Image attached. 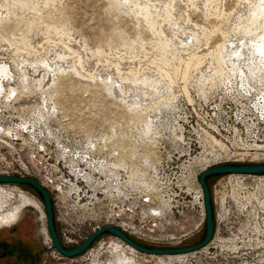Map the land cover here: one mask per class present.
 I'll list each match as a JSON object with an SVG mask.
<instances>
[{
    "label": "rangeland",
    "instance_id": "obj_1",
    "mask_svg": "<svg viewBox=\"0 0 264 264\" xmlns=\"http://www.w3.org/2000/svg\"><path fill=\"white\" fill-rule=\"evenodd\" d=\"M255 1L0 0V66L12 72L9 86L16 89L14 95L19 99L14 115L20 117L28 109L48 111L47 106H55L54 110L67 115L69 126L85 133L128 130L125 137L129 144L150 150L145 152L150 159L154 156L158 160L159 145L164 147V156L171 155L177 149L166 141L167 136L155 131L156 141H146L138 138L137 130L152 129L156 114L171 104L184 100L193 105L195 97L222 96L219 89L225 79L232 86L225 90L227 93L264 79V57L256 49L263 41L264 26L256 22L239 29L244 21L238 16L251 12ZM243 48L251 52L249 68L244 65L249 61L241 56ZM218 51L225 58L223 73L213 72L214 59L221 56ZM236 51L240 55H235ZM227 60L243 68L237 71ZM39 65L45 69L51 65L41 76L46 80L52 77L55 82L49 91H43L36 81H42L35 77L38 72L34 67L40 69ZM26 79L33 86L31 83L27 88ZM231 98L240 105L247 101L235 94ZM206 125L198 135L213 162L221 153L216 146L221 149L223 141L210 129L222 136L224 132L216 123ZM208 140L213 145L209 146ZM194 161L193 166L203 163L202 158ZM244 163L261 164L264 160L247 159ZM208 184L210 190L226 193L221 177L210 179ZM39 201L25 187L0 186V216L16 218L14 225L19 223L16 229L13 223L7 228L0 225V240L13 250L5 264H63L55 251L48 250L51 241ZM0 223H4L2 218ZM199 235L188 244L192 245ZM117 247L106 249L113 263L139 264L135 253L129 250L130 255L124 256L122 252L128 250L115 251ZM174 257H159L152 264H167Z\"/></svg>",
    "mask_w": 264,
    "mask_h": 264
},
{
    "label": "built area",
    "instance_id": "obj_2",
    "mask_svg": "<svg viewBox=\"0 0 264 264\" xmlns=\"http://www.w3.org/2000/svg\"><path fill=\"white\" fill-rule=\"evenodd\" d=\"M261 81L264 79L254 81L247 90H242L241 85L237 87L234 94L247 99L244 105L237 104L225 91L232 88L225 79L219 89L223 90L222 96L195 97L193 105L181 100L163 108L156 114L152 129L167 136L166 141L177 150L164 156V147L159 145L157 161L154 156L145 158V152L150 150L129 144L125 137L128 130L85 133L69 126L67 115L54 110L55 106H47L49 110L43 112L28 109L16 117L19 99L13 94L0 103V175L30 177L42 186L51 199L57 236L65 249L79 246L108 226L119 229L140 245L187 246L205 224L198 177L207 165L226 159L224 154H219L218 162L202 161V165L192 166L194 158L203 160L207 156L198 130L212 123L222 126L223 136L213 128L210 132L218 135L232 152L241 151L239 146H244L241 140L247 138L264 144V82ZM245 150L260 153L264 160V151L256 147ZM224 177L221 186L226 192V202L221 203L222 194L218 190H210L214 215L212 240L206 247L187 254L188 257L177 259L175 264H262L264 190L260 204L246 205L243 199L236 204L231 198V185ZM239 178L238 188L241 182L250 189L257 184L264 188V176ZM186 195L184 202L180 196ZM257 229L263 233L259 234ZM217 235L236 239V251L223 250L220 241L214 244ZM107 243L126 247L118 237L105 233L79 257L65 258L55 250L54 253L63 264H107L108 251L100 250ZM122 253L130 255L129 251ZM137 260L140 264H152L153 259L139 253Z\"/></svg>",
    "mask_w": 264,
    "mask_h": 264
},
{
    "label": "bare ground",
    "instance_id": "obj_3",
    "mask_svg": "<svg viewBox=\"0 0 264 264\" xmlns=\"http://www.w3.org/2000/svg\"><path fill=\"white\" fill-rule=\"evenodd\" d=\"M206 1V0H205ZM214 1V0H213ZM217 1V0H216ZM254 1V0H253ZM209 2H210V0H209ZM209 2H208V4H209ZM218 3V2H217ZM220 3V2H219ZM251 3V2H250ZM205 4H207V3H205ZM204 4V5H205ZM212 4V3H211ZM252 4H254V5H252V7H253V9H252V11L251 12H247L246 13V15L244 16V17H242V15L241 16H238V19L239 20H241V21H244L243 22V26H241L239 29H241V30H244L245 29V25H247V24H250V26L252 27V25H254V24H256V22H258L259 24H260V26L262 27V26H264V0H256L255 1V3H252ZM204 7V6H203ZM210 7V6H209ZM208 9V8H207ZM218 10V9H217ZM251 10V9H250ZM216 11V10H215ZM241 13V12H240ZM243 13H245V11L243 12ZM242 13V14H243ZM259 26V27H260ZM248 29H250L249 27H247ZM255 30V29H254ZM232 35V34H231ZM237 35V34H236ZM238 36H239V34H238ZM241 36V35H240ZM205 37H207V36H205ZM232 38V37H231ZM237 38V37H236ZM227 39V38H226ZM251 39V38H250ZM205 40V39H204ZM234 40V39H233ZM232 40V41H233ZM202 41V40H201ZM224 42H225V40H223ZM231 41V42H232ZM262 41V40H261ZM229 42H230V39H229ZM222 46V45H221ZM236 48V47H235ZM254 48V47H253ZM218 49V48H217ZM227 49V48H226ZM256 49H258V53L260 54L261 52V54L259 55L260 57L262 56V58L264 57V38H263V41H262V43H260V45L256 48ZM194 50V49H193ZM198 50V49H197ZM221 50V49H220ZM225 50V49H224ZM232 50V49H231ZM200 51V50H199ZM216 51V50H215ZM243 53L241 54V56H243V58H244V60L245 61H249L247 64H244V65H246L247 66V68H249V66H251V61L253 60H250V56H251V52L250 51H248V50H246V48L244 49L243 48ZM219 53H220V55L222 54V52H223V50H222V52H220V51H218ZM193 53V52H192ZM199 53V52H198ZM226 53H228V51H226ZM257 53V54H258ZM214 54V53H213ZM216 54V53H215ZM193 55V54H192ZM191 55V56H192ZM235 55H240L239 53H238V51H236V53H235ZM227 56H228V54H227ZM202 57H204V56H202ZM213 57V56H212ZM226 57V56H225ZM201 57H199V59H200ZM205 58V57H204ZM253 58V57H252ZM254 58H256V57H254ZM210 59H211V57H210ZM214 59V58H213ZM215 60V63H214V65H215V67H214V70H213V72L214 71H216V73H223V65H225V63H224V60H225V58H222V55L221 56H219V58H217V59H214ZM54 61V60H53ZM244 61V62H245ZM255 61V60H254ZM253 61V62H254ZM257 61H258V59H257ZM41 62V61H40ZM227 62L228 63H230L231 61L230 60H227ZM256 62V61H255ZM208 63H209V61H208ZM207 63V64H208ZM239 63V62H238ZM246 63V62H245ZM259 64V63H258ZM229 65H231V66H233V67H231V68H234V69H236V68H243V66L241 67L240 66V63H239V65L237 66V67H234L235 65H236V61H234V60H232V62H231V64H229ZM263 65H264V63H263ZM28 66V65H27ZM40 66V69H39V67H37V66H35L34 68H35V70L37 69V72H38V74L35 76L36 78H39L40 80H42L41 82H39V80H36L37 81V83H40L41 85H40V87L42 88V90L43 91H49V87H50V84L51 83H55V82H52V77L51 78H49L48 80H46L45 78L44 79H42V74L43 73H46L45 72V70H47V69H50V67H51V65H48V66H46V68L47 69H45V68H42L41 66H43V65H39ZM208 68V67H207ZM206 68V69H207ZM230 68V69H231ZM257 68V67H256ZM21 69V68H20ZM212 69V68H211ZM245 69H246V67H245ZM255 69V68H254ZM55 70V69H54ZM196 70H198V69H196ZM200 70V69H199ZM205 70V69H204ZM237 70V69H236ZM240 70V69H239ZM257 70H259V68L257 69ZM262 70V69H261ZM23 71H25L24 69H21V72L23 73ZM210 71H212V70H210ZM238 71V70H237ZM250 71V70H249ZM53 72V71H52ZM57 72V71H56ZM200 72V71H199ZM235 72V71H234ZM243 72V71H242ZM248 72V71H247ZM253 72V71H252ZM21 73V74H22ZM55 73V72H54ZM203 73V72H202ZM211 73V72H210ZM198 74V73H197ZM243 74V73H242ZM168 75V74H167ZM209 75V74H208ZM211 75V74H210ZM218 74H216V76H217ZM240 75V74H239ZM10 76H12V72H11V70L8 68V70L5 68V66H0V103L1 102H3V100L4 99H6L7 97H13V94H15V92H16V89L15 88H12L11 86H9L10 84H8L9 82V80H11L12 78H10ZM42 76V77H41ZM212 76V75H211ZM219 76V75H218ZM221 76H225L224 74L222 75L221 74ZM13 77V76H12ZM154 78V77H153ZM207 78V77H206ZM217 78V77H216ZM3 79V80H2ZM149 79V78H148ZM118 80H120V79H118ZM118 80H117V82H118ZM145 80V79H144ZM195 80V79H194ZM121 81V80H120ZM133 81V80H132ZM139 81V80H138ZM143 81V80H142ZM213 81H215V80H213ZM242 81V80H241ZM4 82L6 83V85L7 86H5L4 85ZM26 82H27V84H26V86H27V88H28V85H29V88H30V85H31V80L29 81L28 79H26ZM116 83V82H115ZM124 83V82H123ZM122 83V84H123ZM195 83V82H194ZM200 83V82H199ZM42 84H43V87H42ZM118 84V83H117ZM208 85V84H207ZM32 86H33V83H32ZM122 86H124V85H122ZM249 85L247 84V85H241V89L242 90H247V87H248ZM120 87H121V85H120ZM115 90H117V89H115ZM157 91V90H156ZM115 93V92H114ZM119 93V92H118ZM123 93V92H122ZM121 93V94H122ZM228 93H232V95L234 96V93L233 92H228ZM124 94L126 95V93L124 92ZM123 94V95H124ZM189 94V93H188ZM247 94V93H246ZM152 96H154V95H152ZM14 97H15V95H14ZM119 97V96H118ZM120 98V97H119ZM244 99V98H243ZM169 102V101H168ZM244 104H246V103H244ZM243 104V105H244ZM155 113V112H154ZM243 114H244V112H243ZM245 116V119H249V117L247 116V115H244ZM149 118V117H148ZM217 130V129H216ZM216 132V131H215ZM137 133H138V138H140V139H142V140H146L147 141V139L148 138H150L151 140H152V142H154V141H156V138H157V132H153L152 131V129H142V128H140L139 130H137ZM218 134H220V133H218ZM221 135V134H220ZM207 136V134L205 135V137ZM222 136V135H221ZM251 137V136H250ZM202 138V137H201ZM222 140V139H221ZM223 141V140H222ZM242 142V144L244 145V146H239L240 148V150L241 151H231L230 149H229V147H228V145H226L225 143L223 144L222 143V147H221V149H220V147L219 146H216V148H218V150H220V154H224V156H225V160L224 161H222V162H220V163H213V164H216V165H221V164H228V163H244V161H246L247 159H250V160H253V159H259V160H262L261 158V154L260 153H257V152H252V151H247V150H245V148H248V147H251V148H254V147H256V149H260L261 151H264V144L261 142V143H258V142H256V143H254L253 141H251L250 140V138H247V140H245V141H243V140H241ZM213 142L214 143H216L215 141H214V138H213ZM207 143H209L208 145L209 146H211V145H213L212 144V142H211V140H208V142ZM202 144L203 145H205L206 146V148H207V145H206V143H205V141H202ZM215 146V145H214ZM152 147H153V145H152ZM202 155L204 156L205 155V153L203 152L202 153ZM206 155L207 156H204V158H203V160L202 161H204V162H211V160H210V156L211 155H208V153L206 152ZM145 158L146 159H150L149 158V156L146 154L145 155ZM194 159H196V161H198L199 160V158H194ZM194 159H193V164H194ZM154 162H156V161H154ZM213 162H218V160H216V161H213ZM193 164H192V166H193ZM213 164H211L212 166H216V165H213ZM211 165H207L206 167H208L209 168V166L210 167H212ZM239 176H249V175H227V176H225L224 177V179H225V181H227V179H228V181H229V184L231 185V191H232V199L235 201V203L237 204H240V199H243L245 202H244V204H249V203H251V206L252 205H257V204H260V199H261V196H262V192H263V190H264V188H262L261 187V185L260 184H257V190H256V188L255 187H252L251 189L247 186V184L245 183V182H241L240 183V188H238L239 186V180L238 179H240L239 178ZM30 178V177H29ZM36 181V180H35ZM262 183V182H261ZM249 185H251V183H248ZM253 184V183H252ZM254 185V184H253ZM1 186V185H0ZM224 186H227L226 184H224ZM239 189V190H238ZM240 191V192H239ZM243 194V195H242ZM220 201H221V203H224V202H226V195H224V194H222L221 195V197H220ZM2 203H0V206H2L1 205ZM242 205H241V207H243V203H241ZM8 220H9V218L7 219V220H4L5 222H8ZM203 227H205V224H204V226ZM257 231H258V233L259 234H261V233H263V231H261L260 229H257ZM110 236H112V237H115L114 235H111V234H109ZM213 235H214V233H213ZM213 238V237H212ZM212 240V239H211ZM86 241V240H85ZM218 241H220V244H221V247H222V249L224 250V249H226L225 251H227V252H232V251H236V249H237V247H236V242H237V240L236 239H234L233 237H229L228 239H224V237L223 236H219V235H217L216 236V238H215V242H214V244H217V242ZM123 242V241H122ZM61 244V243H60ZM82 244V243H81ZM80 244V245H81ZM125 245H126V247L128 246L126 243H124ZM209 244V243H208ZM207 244V245H208ZM112 245H118L119 247H117V248H115V251H120V249L123 247V246H121V245H119V244H106L104 247H101L100 248V250L101 251H103V250H106L107 249V247H111ZM206 245V246H207ZM142 246H144V245H142ZM187 246H193V245H191V244H189V245H187ZM206 246H204V247H206ZM63 247V246H62ZM90 247V246H89ZM88 247V248H89ZM126 247H124V249H125V251L126 250H131V253H135V262L136 263H139L138 262V260H137V256L139 255V253L140 252H137L136 250H132L129 246L126 248ZM145 247H148V246H145ZM204 247H202V248H204ZM87 248V249H88ZM148 248H154V247H148ZM171 248H179V247H171ZM202 248H200V249H202ZM155 249H170V248H155ZM200 249H198V250H200ZM198 250H196V251H198ZM51 251H54V250H51ZM107 251V250H106ZM122 251H124V250H122ZM193 252H195V251H193ZM193 252H189V253H185V254H179V255H174L175 257L172 259V260H170L167 264H175L176 263V260L177 259H180V260H182V259H184L185 257H188V255L187 254H190V253H193ZM141 254H144V253H141ZM81 255V254H80ZM145 255H149L153 260H152V262L151 263H153V262H155V260L157 259H159V257H163V256H158V255H150V254H145ZM77 257H79V256H77ZM178 257V258H177ZM126 258V257H125ZM78 259V258H77ZM167 260H169V259H171V258H166ZM124 260V259H123ZM264 260H262L261 262H262V264H264V262H263ZM125 262V261H124ZM131 263H134V262H132V261H130ZM120 263V262H119ZM258 263H260V262H258ZM103 264H106V263H103ZM107 264H118V263H113V261H111V259H110V261H108L107 262ZM125 264V263H124ZM140 264V263H139Z\"/></svg>",
    "mask_w": 264,
    "mask_h": 264
},
{
    "label": "water",
    "instance_id": "obj_4",
    "mask_svg": "<svg viewBox=\"0 0 264 264\" xmlns=\"http://www.w3.org/2000/svg\"><path fill=\"white\" fill-rule=\"evenodd\" d=\"M227 175L264 176V163H228L212 166L205 169L198 177V182L203 192V204L205 211V231L203 239L200 243L193 246H184L170 249H155L142 246L130 239L119 229L109 226L103 227L90 235L87 240L84 241L81 245L72 249H65L60 244L57 236L51 199L48 193L42 188V186L37 181L29 177L4 175H0V184L23 185L34 190V192L39 196L45 211L46 228L51 240V246L48 248V250H55L65 258H73L79 256L93 243L96 238L105 233L118 237L121 241L126 243L130 248L136 250L137 252L158 256H174L196 251L206 246L211 241L214 233V215L207 179L212 176L217 177Z\"/></svg>",
    "mask_w": 264,
    "mask_h": 264
},
{
    "label": "flooded vegetation",
    "instance_id": "obj_5",
    "mask_svg": "<svg viewBox=\"0 0 264 264\" xmlns=\"http://www.w3.org/2000/svg\"><path fill=\"white\" fill-rule=\"evenodd\" d=\"M180 198L182 200H184V202L187 201V195L186 196H180ZM0 218H2L3 219V222H4V223H0V225L5 226L6 228L14 225V222L16 220V218L14 220H10L11 218H9L8 222H5L4 220H7L6 218H3L1 216H0ZM10 224H12V225H10ZM17 225H19V223H17ZM17 225H14V227L17 226ZM15 229H16V227H15ZM12 252H13V250L10 249V247L7 246V243L0 240V264L7 263L8 259H10L12 257ZM24 259L25 260H30V257H28V258L25 257ZM9 264H12V263H9Z\"/></svg>",
    "mask_w": 264,
    "mask_h": 264
},
{
    "label": "trees",
    "instance_id": "obj_6",
    "mask_svg": "<svg viewBox=\"0 0 264 264\" xmlns=\"http://www.w3.org/2000/svg\"><path fill=\"white\" fill-rule=\"evenodd\" d=\"M219 177H222V176H217V177L212 176V177H209V178L207 179V182L209 183L210 179H212V178H219ZM17 186H19V187H25V188L31 190V191L34 193V195L40 200L39 196L34 192L33 189H31V188H29V187H27V186H23V185H17ZM208 186H209V184H208ZM209 190H210V187H209ZM40 201H41V200H40ZM204 231H205V227H203V230L201 231L199 237L195 240V242H193L192 245H196V244H198V243L201 242V240L203 239V236H204Z\"/></svg>",
    "mask_w": 264,
    "mask_h": 264
}]
</instances>
